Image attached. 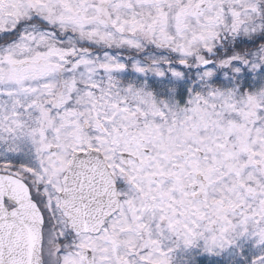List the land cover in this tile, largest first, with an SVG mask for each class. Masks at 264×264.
Masks as SVG:
<instances>
[{"label": "snow or ice", "instance_id": "snow-or-ice-1", "mask_svg": "<svg viewBox=\"0 0 264 264\" xmlns=\"http://www.w3.org/2000/svg\"><path fill=\"white\" fill-rule=\"evenodd\" d=\"M0 264H264V0H0Z\"/></svg>", "mask_w": 264, "mask_h": 264}]
</instances>
